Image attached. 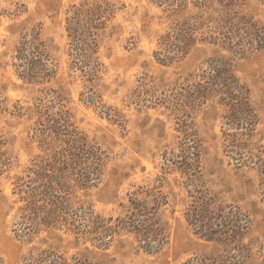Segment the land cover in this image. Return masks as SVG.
<instances>
[{
	"label": "rangeland",
	"instance_id": "rangeland-1",
	"mask_svg": "<svg viewBox=\"0 0 264 264\" xmlns=\"http://www.w3.org/2000/svg\"><path fill=\"white\" fill-rule=\"evenodd\" d=\"M92 4L115 12L86 48L68 21ZM160 4L0 0V264L44 251L68 264H264V49L196 40L165 61L161 39L178 17ZM238 4L264 24V0ZM33 37L40 45L18 59ZM219 55L250 91L253 125L200 96ZM92 147L99 159L87 161ZM198 196L215 213L241 212L236 238L196 233L187 214ZM137 207L157 219V251L123 229L100 238L116 219L142 218Z\"/></svg>",
	"mask_w": 264,
	"mask_h": 264
},
{
	"label": "trees",
	"instance_id": "trees-1",
	"mask_svg": "<svg viewBox=\"0 0 264 264\" xmlns=\"http://www.w3.org/2000/svg\"><path fill=\"white\" fill-rule=\"evenodd\" d=\"M160 5H165V10L172 17H178L173 22L170 30L162 36V54L165 61H171L187 53L196 40L206 41L212 44H219L222 49L229 53L254 52L264 49V24L248 16L241 9L240 0H195L193 4H186L187 0H153ZM189 13H186V11ZM113 4H92L85 10L76 8L73 16L69 19V31L76 36L77 43L86 48L96 44L97 30L103 29L107 22L114 16ZM200 36V38H198ZM38 43V44H37ZM40 45L36 37L33 40L25 39L20 42L18 59L27 60L29 50ZM21 65V64H19ZM27 75L31 72L24 70ZM205 78L206 83L199 82V90L202 87L200 96L202 98H216V101L228 107L232 112V118L236 120L239 115H247L248 124L255 123L256 114L250 105V91L239 78L234 74L229 57L219 55L209 63L208 70H203L200 80ZM77 140V139H76ZM75 140V141H76ZM79 142V140H77ZM84 146L86 144L84 143ZM89 153V159L96 157L97 149L84 148ZM93 174L91 173V176ZM195 207L190 214H187L189 224L193 225L196 233L207 239H219L222 241L233 240L239 235L241 212L229 207L227 214L223 209L215 213L212 209V200L207 196H198ZM136 205H140L137 201ZM200 207V208H199ZM140 209L142 218L134 219L135 214L130 215L126 220H117L116 225H110L99 234L100 238L108 232H117L121 229L133 233L139 241H142L145 250L157 251L164 242L160 227L154 226L157 219L153 216L145 217ZM230 221L236 226L223 228L224 224ZM159 228V229H158ZM236 229V230H235ZM234 230V231H233ZM34 263L42 264H68L61 255L52 251L41 252ZM32 264V263H31Z\"/></svg>",
	"mask_w": 264,
	"mask_h": 264
}]
</instances>
